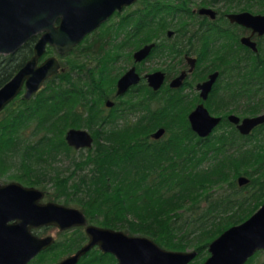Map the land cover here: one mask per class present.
I'll return each mask as SVG.
<instances>
[{"label":"trees","instance_id":"obj_1","mask_svg":"<svg viewBox=\"0 0 264 264\" xmlns=\"http://www.w3.org/2000/svg\"><path fill=\"white\" fill-rule=\"evenodd\" d=\"M223 1L233 2L211 0V3ZM238 1L241 4L243 0ZM254 1L261 5L255 12L264 13V0ZM181 13L183 18L185 12ZM152 20V11L146 8L142 10L139 24L124 23L125 45L130 42L137 47L147 42L152 35ZM166 24L165 17L161 28H166ZM115 32L104 27L91 45L81 50L82 54L96 56L92 66L86 67L80 60L76 63L74 56L70 66L49 78L31 99L18 96L7 107L12 108L0 119V178L11 170V163L6 159L11 154L17 155L20 165L12 176L31 184L35 183L33 180L41 183L40 179H49L55 188H66L68 177L77 170L64 175L51 164L56 163L60 154L70 156L73 150L66 141V131L87 126L93 133L96 148L89 149L81 161L75 159L73 163L77 169L89 170L79 176L71 197L61 193L55 194V198L76 203L91 222L123 228L132 235L148 236L164 248L185 250L190 245L199 252L190 264H203L211 241L230 226L247 219L264 203V132L260 131L264 125L242 135L226 120L220 127L227 126L221 131L216 128L209 136L200 137L188 120L192 100L178 90L158 94L145 84L127 94L129 98L122 104L130 108L116 107L107 113L104 103L114 94L121 73L120 67L116 68L118 57L114 53L123 44L118 43L122 31ZM223 36L232 38L231 34ZM30 48L31 44L17 54L0 55V87L29 59ZM220 51L221 48L217 56L225 76L210 108L217 112V102L216 107L226 113V109L236 105L229 107L225 102L243 100L247 102L245 112L259 113L263 108L261 102L248 108L258 95L255 80L258 66L249 62L259 57L252 51L232 54L223 47ZM134 108V114L141 112L140 116L120 123L119 114ZM159 126L166 127L167 135L154 140L151 133ZM31 127L32 137H26ZM33 136L35 140L31 139ZM52 170L56 172L55 177L50 174ZM42 172L46 178H39ZM242 174L250 181L239 185L237 179ZM222 185L227 186L224 191L212 192ZM86 239L87 235L80 232L66 245L61 247L60 243L39 257L45 259L51 251L64 247L75 250ZM259 252L245 264H264L257 261ZM116 263L113 254L98 248L78 262Z\"/></svg>","mask_w":264,"mask_h":264},{"label":"water","instance_id":"obj_2","mask_svg":"<svg viewBox=\"0 0 264 264\" xmlns=\"http://www.w3.org/2000/svg\"><path fill=\"white\" fill-rule=\"evenodd\" d=\"M135 0H0V55L15 52L33 34L44 31L35 46V54L0 87V115L2 110L22 91L25 99L40 90L44 82L58 73L61 65L57 57L51 56L39 63L48 42L61 54L71 50L89 32L96 29L109 15L121 6ZM202 8L201 12H211ZM237 21L254 32L264 33V14L250 11L231 13ZM61 17L59 26L55 20ZM243 42L257 49L251 37ZM153 45L147 44L135 53L136 60H143ZM219 73L198 84L202 96L207 98ZM186 72L173 79L172 87L183 84ZM149 84L158 89L164 82L165 74L156 71L147 74ZM141 77L135 68L123 74L117 82V94H123L130 86L137 84ZM107 105H113L111 100ZM229 121L237 124L243 134H249L254 127L264 123V113L241 118L229 115ZM191 128L200 137L209 136L221 121L220 116L211 114L203 104H198L189 114ZM165 127L158 128L152 136L160 138ZM68 145L75 149L91 148L94 136L85 128L72 127L66 132ZM250 178L241 175L239 185ZM44 192L34 186H25L17 181L0 182V264H28L37 254L54 243L52 235L38 236L34 227L55 225L61 230L85 226L87 242L74 253L54 264H78L81 258L93 248L99 247L113 254L116 264H190L197 256V250H172L159 245L145 235H131L123 230L88 223L83 210L50 201L40 202ZM264 250V203L247 219L224 230L209 244L210 255L203 264H245L257 251Z\"/></svg>","mask_w":264,"mask_h":264},{"label":"flooded vegetation","instance_id":"obj_3","mask_svg":"<svg viewBox=\"0 0 264 264\" xmlns=\"http://www.w3.org/2000/svg\"><path fill=\"white\" fill-rule=\"evenodd\" d=\"M146 8H149L152 11V15H153V20L150 21V23H152L151 25L152 35L150 36L147 42L140 44L137 47L135 45L136 43L132 44L129 42L128 44L125 45V41L123 40V38L126 35L124 33L125 30L123 28V24L128 23L130 21L134 22L136 25L139 24L141 21L142 10ZM202 8H211L212 10H214L213 11L214 14H212L211 12H201ZM168 11H173V13H169ZM181 11L185 12V14H183V18ZM245 11L248 10L240 9L237 11H221L219 8L216 7L215 3H211V0H205V2H200L197 4H193L192 0H135L130 4L121 6V8H116L109 15V17L100 24V26H98L93 31L89 32L86 36H84L83 39H81L75 46H73L71 50L63 54L59 53L56 47L50 42H48L45 47V52L42 54V56L39 59V63L43 62L48 57L55 56L60 62L61 68L59 72H61V70L64 69V67L62 66L60 59L64 56L70 57V55L72 57L80 56V54H82L81 50L86 48V45L85 46L83 45L87 43L86 40L89 39V36L93 34L92 39H89V41H93L95 36H97L98 32L102 30L104 27H106L107 30L110 27L111 30H113V32L117 30V33L118 32L120 33L122 31L121 35L119 36L118 43L120 44L123 43V44L122 46L119 45L117 47L116 53H114L118 57L116 68L118 69V67H120L121 73L116 81V88L114 94L109 96L104 103V108L107 113H112L113 109L116 107L121 110H124L123 107L124 105L122 103L126 101L127 98H129L127 94L138 85L145 84L153 92H156L158 94H162L164 91H168L170 89L180 91L181 93H183L184 96H186L188 100L193 101V106L190 112L198 104L203 103L208 108L211 114L215 112L216 114L213 115L221 117V121L218 125L220 126L221 124L226 122V120L229 121L228 118L229 115L236 114L234 113L236 111V108H228L229 109L228 111H226L227 109L225 110L226 113L219 112L221 110L216 112L210 108V102L214 98L216 89L218 88L219 85H222L223 83L222 80L225 76V71L223 70L224 67L220 66V59L217 56V53L219 52L220 48L222 51V47L223 49H227V52H232V54H237L239 52L248 53L252 51L256 53L257 57H259L255 60H251L249 63H251V65L258 66V69H255L256 71L255 80L258 83L257 84L258 95L255 97V99H258L264 108V56H263L264 49L262 48L261 45L262 44L261 40L264 38V33L260 34L258 31L254 32L252 27H248L237 21H232L228 16L231 13H240ZM252 13L264 14V13H255V12ZM165 17H166L167 26L166 28L162 29L161 24L165 20ZM115 20L117 21L115 22ZM60 23H61V17H57L54 25L59 26ZM43 33L44 31H39L33 34L15 52L6 55L17 54L21 49L23 50V48L27 46L29 47V44H31V48L29 51L31 52V54L29 59L32 58L33 55L35 54V46L39 41V39L42 37ZM227 34H231L233 39L223 36ZM110 35L113 34L110 33ZM245 37H251V40L255 41L257 47L256 50L253 47L243 42V38ZM147 44L153 45L150 53L143 60L140 61L136 60L135 53ZM207 56L208 57L210 56V59H208ZM155 57L163 61H167L169 63V67L157 68V69L154 68L150 71H145L143 69V65L147 61ZM123 59H125L126 62L122 64ZM133 67L135 68L136 72L140 75L141 77L140 81L137 84L130 86L129 89L123 94H117V82L119 78ZM156 71H162L165 74L164 82L161 85V87L158 89H154L149 84V80L147 78V74ZM184 71L186 72V77L184 78L183 84L179 87H172L171 82L173 81V79L181 75ZM214 72H218L219 75L216 81L214 82L212 89L208 93L207 98H204L202 96V90L198 88V84L207 80L209 78V75ZM260 74H263L262 80L260 79ZM261 82L262 84H260ZM186 88H188L189 90L192 89V93L184 92ZM22 93H24V91H22L19 95H21ZM108 100H111L113 102V105L108 106L107 105ZM190 112L188 113V120H189ZM258 114L261 113L259 112ZM247 116H255V114L244 115V116L241 115L240 117L244 118ZM229 122L232 123L231 121ZM233 124L238 129L237 124L235 123ZM262 125H264V123H261L256 127H254V129L249 134L253 133L255 129H257ZM160 127H164V126H159L158 128ZM158 128H156L153 132H155ZM153 132L151 133V138L154 140H160L167 135V129H166L164 135L156 139L152 136ZM240 134L246 135L241 132ZM19 183L25 186H34V184L31 183H26L29 185H26L25 182L24 183L19 182ZM40 190L44 192V195L40 199V202L47 203L53 201L48 199V191L43 189ZM44 228L49 229V228H58V227L55 225H43L40 227L32 228V231L38 236H41L40 231L41 229ZM58 229L61 230L60 228ZM87 240H88V236H87ZM56 245H58V243H57V239L54 237V243L50 245L48 248L41 251L39 254H37L28 264H31L33 261L37 260L43 252L50 251ZM95 248L99 249V247H95ZM194 259L190 263H192Z\"/></svg>","mask_w":264,"mask_h":264},{"label":"rangeland","instance_id":"obj_4","mask_svg":"<svg viewBox=\"0 0 264 264\" xmlns=\"http://www.w3.org/2000/svg\"><path fill=\"white\" fill-rule=\"evenodd\" d=\"M193 1V4H197V3H200V2H205V0H192ZM250 3H253V6L252 5H249ZM217 8H219L221 11H237V10H240V9H245V10H248V11H252V12H255L256 10L260 9L261 8V5L257 4L254 0L253 1H249V0H243L242 3L240 4V1L238 0H233V2H226V1H223V2H220L219 4H215ZM248 7H251V9H249ZM248 8V9H247ZM257 13V12H255ZM117 20H115L116 22ZM114 23V22H112ZM111 23V24H112ZM95 33V32H94ZM93 35V34H92ZM92 35L89 36V39H92ZM89 39L86 40L87 43H85L83 46H88V45H91L90 43L92 41H89ZM262 46H263V49H264V38L262 39ZM263 56H264V51H263ZM77 57V58H76ZM79 57V58H78ZM73 57L70 55V57H62L60 59L61 63H62V66L65 67V68H68L70 66V59H72ZM95 59H96V56L92 55L91 53H86V54H82L80 56H75L74 57V61L77 63L78 60L80 61H83L86 63V67H89V66H92L93 63H95ZM126 62L125 59L122 60V64ZM166 65V66H164ZM168 68L169 67V63L167 61H163L157 57L147 61L144 65H143V69L145 71H150L152 69H157V68ZM64 69L61 70V72L63 71ZM60 73V72H59ZM58 74V73H56ZM54 74V75H56ZM53 75V76H54ZM52 77V76H51ZM50 77V78H51ZM227 78V76H226ZM49 79V78H48ZM47 79V80H48ZM46 80V81H47ZM45 81V82H46ZM45 82L43 84V86L41 88L44 87L45 85ZM40 88V89H41ZM194 88V87H193ZM184 92H191L192 93V89L189 90L188 88H186L184 90ZM36 94V93H35ZM34 94V95H35ZM143 94L145 95V93L143 92ZM33 95V96H34ZM147 95V94H146ZM20 97H23V93L21 95H18ZM17 96V97H18ZM32 96V97H33ZM16 97V98H17ZM15 98V99H16ZM14 101V100H13ZM255 102L251 105L248 106V108L250 109L251 107H253L254 105H257V104H260V101L258 99H255L254 100ZM19 101H15V103L17 104ZM237 102V103H236ZM227 101L225 102L224 104H230V107H234L236 105V111L234 113L238 114L239 116H244V115H251V114H258L257 113H252V112H244L245 109H246V105H247V102L246 101ZM242 102V103H241ZM12 103V101L2 110L1 112V115H0V119H1V116L5 115L7 112H9V109L12 108H7L10 104ZM136 103V101L134 102ZM214 105V104H213ZM216 105H218V103L216 102L215 103V109H217V111H219V108L216 107ZM124 108H130V106H123ZM134 110H130V111H126L125 113H120L119 114V122L120 123H124V121H127V120H135L137 117L140 116V113L141 112H136L134 114ZM229 109H227L228 111ZM262 110V111H261ZM259 112L260 113H264V108H262ZM219 112H223V111H219ZM220 113V114H221ZM213 114H216L215 112ZM221 126V125H220ZM218 126L217 127V131H221L223 127H226L227 125H224L223 127H220ZM72 128V127H71ZM81 128H85V129H88L90 132L91 130L87 127V126H83ZM32 129L33 127H31L30 129H28L26 131V137H32ZM260 131H263L264 132V128H260ZM67 132V131H66ZM66 135V133H65ZM32 140H35V137L33 136V138H31ZM73 148V147H72ZM96 148V145L93 144V146L91 148H80V149H75L73 148V150L70 152V156H67L66 154H60L57 159H56V163H53L51 164V166L53 167H57L61 172H63L64 175H69L74 169L77 170L76 174H73L71 175L70 177H68L69 179V182H67V186L66 188H62V189H57L54 187L53 185V181L52 180H49L47 181V179H40L41 180V183L40 182H37V180H33V182L35 183H32L34 184V186L40 188V189H43V190H46L48 191V199L50 200H53V201H56V202H59V203H63L65 205H68V206H71V207H76V208H79L81 210H83L80 206H78L76 203H65L57 198H55V194L59 195L62 193V196H70L74 193V190H75V184L76 182H79V176L82 175L84 172H87L89 170V168H86V169H77V167L74 165L73 162H75L74 160L76 159L77 161H81L80 159H82L81 157H85L83 155L85 154H88L89 153V149H91V151H93L94 149ZM16 155V154H15ZM7 161L9 160V163H11V170L10 171H7V173L5 174L6 176H4L3 178H0V182L2 183H8V182H11V181H19V182H22L24 183L23 181L17 179L15 176H12L14 175L18 168H20V165L18 164V161H17V155L14 157L11 156V154H9L7 156ZM73 164V165H72ZM52 167H50L51 169ZM43 174L39 177V178H46L47 175L45 174L44 175V172H42ZM37 174H41L40 173H37ZM51 176L53 175V177H55L56 175V172L55 170H52L51 171ZM242 175H245V174H242ZM247 176V175H246ZM239 178V177H238ZM238 181V179H237ZM26 184V183H25ZM62 185L64 183H61ZM26 185H29V184H26ZM68 188V189H67ZM227 188L226 185H222L220 187L216 186L212 192L214 193H219V192H222L224 191L225 189ZM57 189V190H56ZM71 197V196H70ZM76 197V194L73 195V198ZM85 213V212H84ZM86 215V214H85ZM87 217V215H86ZM88 219V217H87ZM88 223H93V224H96L95 222H91L89 219H88ZM98 225V224H97ZM115 229H118V230H123L125 232L128 233V231L126 229H123V228H115ZM84 233L85 235H87L86 233V230H85V227H81V226H78V227H74V228H71V229H66V230H59L58 228H49V229H41L40 231V235L41 236H45V235H52L54 236L56 239H57V243L60 244L61 243V247L62 245H66L67 243H69V240L70 239H73L75 237H77L78 233ZM129 234V233H128ZM132 235V234H131ZM87 241V239L82 243V245ZM78 249V248H77ZM77 249L75 250H67L66 247L60 249V251H57V252H54V251H51L50 253H48L46 256H45V259H42V257H39L37 260L33 261L31 264H52L53 262H57L59 261L60 259L66 257L67 255L69 254H72L74 253ZM67 250V251H66ZM185 250H196L195 248H193L192 246H188L187 249ZM183 250V251H185ZM259 252V251H257ZM256 252V253H257ZM199 253V252H198ZM255 253V254H256ZM198 255V254H197ZM210 255V254H209ZM208 255V256H209ZM208 258V257H207ZM206 258V259H207ZM257 258V261L260 262V261H264V250H260L259 254L256 256ZM205 259V260H206ZM53 263V264H54ZM204 263V262H203Z\"/></svg>","mask_w":264,"mask_h":264}]
</instances>
